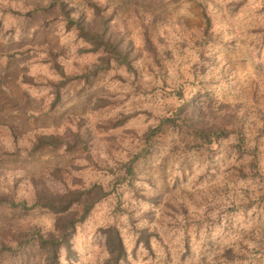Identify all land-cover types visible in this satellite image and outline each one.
I'll list each match as a JSON object with an SVG mask.
<instances>
[{"label":"rangeland","instance_id":"374dc122","mask_svg":"<svg viewBox=\"0 0 264 264\" xmlns=\"http://www.w3.org/2000/svg\"><path fill=\"white\" fill-rule=\"evenodd\" d=\"M60 2L106 17L132 68L101 62ZM194 113L227 132L205 141ZM166 116L135 180L117 182ZM93 183L111 193L64 264H105L109 228L122 264H264V0H0V264L45 263L36 230L58 214L18 204L36 185Z\"/></svg>","mask_w":264,"mask_h":264},{"label":"trees","instance_id":"16d2710c","mask_svg":"<svg viewBox=\"0 0 264 264\" xmlns=\"http://www.w3.org/2000/svg\"><path fill=\"white\" fill-rule=\"evenodd\" d=\"M60 11L69 27L74 26L78 31L79 36L83 37L87 42L94 46L95 50L102 49L105 57L101 62H108L109 64L114 61L119 64H124L130 68L131 60L128 59V54L122 52L121 41L113 39L111 26L108 24L106 17L96 18L94 22H83L81 15H78L76 9H70L64 2H60ZM53 62L58 69H62L56 57H53ZM93 71L84 73L83 78L89 80L91 75L97 74L99 67ZM101 68V67H100ZM61 82L68 81L70 78L66 75L65 71H61ZM71 77V76H70ZM59 84L56 85L55 98L56 101L61 98V91ZM182 110V109H180ZM194 125L191 131H195L201 136L202 139L212 142V135L218 137L226 131V128L211 125L203 118L198 117L196 113L193 114ZM176 119L173 116H166L160 120V123L148 130L144 135L142 149L131 155L130 158L123 163V168L118 175L117 182H132L136 178L135 165L136 163L149 152L151 141L160 128L167 124H175ZM55 136L41 137V144H55ZM123 174V175H122ZM111 193L107 191L104 185L100 183H93L88 187L79 190H72L65 188L62 191L52 190L46 185H36L34 200L31 205H28L26 200H21L18 204L24 210L32 209H48L58 214L54 228L48 232H43L41 229L36 230V240L38 246L44 250L45 258L44 264H64L63 258L73 259L74 244L73 239L77 233L78 226L84 222L89 216L92 209L97 203L102 201ZM148 243V237L144 236ZM106 244L109 251V257L106 259L105 264H122L127 258V250L121 237V234L116 228H109L106 230ZM5 250L4 246L0 249Z\"/></svg>","mask_w":264,"mask_h":264}]
</instances>
